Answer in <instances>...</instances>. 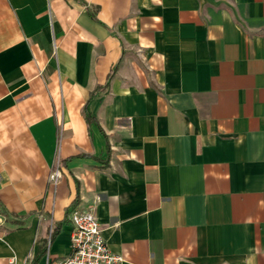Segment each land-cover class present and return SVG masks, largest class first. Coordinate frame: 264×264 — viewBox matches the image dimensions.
Segmentation results:
<instances>
[{
    "label": "crops",
    "instance_id": "crops-1",
    "mask_svg": "<svg viewBox=\"0 0 264 264\" xmlns=\"http://www.w3.org/2000/svg\"><path fill=\"white\" fill-rule=\"evenodd\" d=\"M75 205L123 264H264V0H0V264Z\"/></svg>",
    "mask_w": 264,
    "mask_h": 264
},
{
    "label": "built area",
    "instance_id": "built-area-1",
    "mask_svg": "<svg viewBox=\"0 0 264 264\" xmlns=\"http://www.w3.org/2000/svg\"><path fill=\"white\" fill-rule=\"evenodd\" d=\"M59 176V171L55 170L51 180L56 182ZM68 220L71 226L70 252L58 264H123L122 255L113 253L103 238L93 205L73 206Z\"/></svg>",
    "mask_w": 264,
    "mask_h": 264
},
{
    "label": "trees",
    "instance_id": "trees-1",
    "mask_svg": "<svg viewBox=\"0 0 264 264\" xmlns=\"http://www.w3.org/2000/svg\"><path fill=\"white\" fill-rule=\"evenodd\" d=\"M87 117H88V119H90L89 116H87ZM74 204H76V203L73 201L71 205H74ZM55 231H56L55 229L52 230V232L50 234V239L54 236ZM46 243L47 242L45 240V241H43L42 245H40L38 247V254H37V256H35L34 262H36L45 253Z\"/></svg>",
    "mask_w": 264,
    "mask_h": 264
}]
</instances>
